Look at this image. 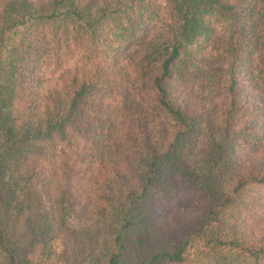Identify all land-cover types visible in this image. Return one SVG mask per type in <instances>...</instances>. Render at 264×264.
<instances>
[{
  "label": "trees",
  "instance_id": "1",
  "mask_svg": "<svg viewBox=\"0 0 264 264\" xmlns=\"http://www.w3.org/2000/svg\"><path fill=\"white\" fill-rule=\"evenodd\" d=\"M61 261L264 264V0H0V264Z\"/></svg>",
  "mask_w": 264,
  "mask_h": 264
},
{
  "label": "rangeland",
  "instance_id": "2",
  "mask_svg": "<svg viewBox=\"0 0 264 264\" xmlns=\"http://www.w3.org/2000/svg\"><path fill=\"white\" fill-rule=\"evenodd\" d=\"M72 255V254H71ZM61 264H65V262L61 261Z\"/></svg>",
  "mask_w": 264,
  "mask_h": 264
}]
</instances>
